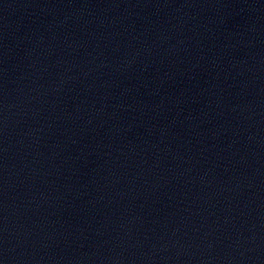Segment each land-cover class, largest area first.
<instances>
[{"label":"water","instance_id":"95a60500","mask_svg":"<svg viewBox=\"0 0 264 264\" xmlns=\"http://www.w3.org/2000/svg\"><path fill=\"white\" fill-rule=\"evenodd\" d=\"M0 264H264V0H0Z\"/></svg>","mask_w":264,"mask_h":264}]
</instances>
